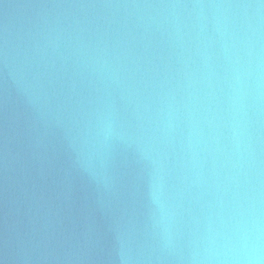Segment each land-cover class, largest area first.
I'll return each instance as SVG.
<instances>
[{
    "label": "water",
    "instance_id": "95a60500",
    "mask_svg": "<svg viewBox=\"0 0 264 264\" xmlns=\"http://www.w3.org/2000/svg\"><path fill=\"white\" fill-rule=\"evenodd\" d=\"M0 264H264V0H0Z\"/></svg>",
    "mask_w": 264,
    "mask_h": 264
}]
</instances>
